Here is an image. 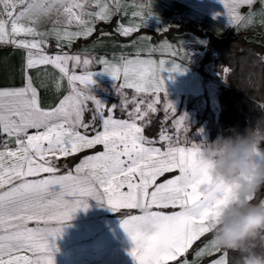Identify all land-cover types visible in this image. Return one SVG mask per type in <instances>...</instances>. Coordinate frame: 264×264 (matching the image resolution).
I'll use <instances>...</instances> for the list:
<instances>
[{
  "label": "snow or ice",
  "instance_id": "obj_1",
  "mask_svg": "<svg viewBox=\"0 0 264 264\" xmlns=\"http://www.w3.org/2000/svg\"><path fill=\"white\" fill-rule=\"evenodd\" d=\"M254 2L231 0L227 4L228 23L237 25L244 21L238 9L245 5L251 7ZM0 3L8 18L0 19V43L28 49L26 67L51 64L72 85L70 94L52 109L40 106L30 79L25 87L0 90V133L15 137L16 144L15 149L0 151V189L9 186L0 191V264H55L51 241L61 234L65 222L71 220L74 213L88 209L89 197L114 212L140 210V215H128L121 221V227L134 243L130 255L136 264H169L184 257L196 241L213 231L211 221L233 195L232 187L221 183L207 193L202 191L201 186L210 182V177L208 165L200 159V144L176 146L171 137L162 132L160 142H167L166 149L154 146L157 142L148 140L143 135L144 127L137 123L144 120L148 112L137 105L129 113L130 120L115 119L116 105L106 106L89 92V86L94 83L93 73L69 74V61L78 65L79 56L43 52L46 43L43 37L50 34L58 41L91 34L90 27L74 33L54 27L51 33H44L32 26L56 5L64 9L67 23L73 20L85 23L81 20L83 6L77 0H0ZM73 8L81 9L80 14ZM120 9L119 0H115V12ZM115 12L105 3L94 15L108 20ZM251 15L249 13V17ZM24 20L29 24L22 23ZM137 30L120 29L125 36ZM21 36L40 39H17ZM33 50L40 54H34ZM99 62L104 65L103 72L113 80L123 78L119 89L151 90L157 95V101L160 92L166 95L161 75L165 71L163 60L158 65L151 59L140 58H122V63L118 64ZM83 63L89 61L85 59ZM168 71L185 69L173 64ZM88 101L95 105L93 123L97 118L101 121L102 130H95L94 135L78 130L91 127L83 121ZM121 103L126 107L130 101L125 98ZM167 108L175 110L172 103ZM148 110L155 112L156 108L149 104ZM185 120L186 115L181 116L178 123L183 125ZM29 129L36 131L29 134ZM97 145H102L103 151L85 156L74 169L62 174L52 162L51 158L74 156ZM170 172H178V175L157 183L159 177ZM125 187L127 191H123ZM250 199L254 200V196ZM168 208L179 210L170 214L153 210ZM144 224L151 227L144 230ZM220 250L212 239L197 256ZM227 256L225 250L213 264H228ZM182 264H188L187 259Z\"/></svg>",
  "mask_w": 264,
  "mask_h": 264
},
{
  "label": "crops",
  "instance_id": "obj_2",
  "mask_svg": "<svg viewBox=\"0 0 264 264\" xmlns=\"http://www.w3.org/2000/svg\"><path fill=\"white\" fill-rule=\"evenodd\" d=\"M77 2L83 6L84 15L81 16V20L85 23L82 24L74 20L69 24L67 21L61 20L59 17L64 11L62 8L58 12L51 11L50 15H46V20H44V16H42L43 19L40 17L32 26L37 31L44 33H51L54 27L61 31L67 30L73 33L82 31L86 27L92 28L93 31L96 22L101 20L94 15L100 11L101 5L106 3L115 12V0H77ZM230 2L231 0H119L120 11L115 12L110 17L111 19L115 16L113 31H103L92 38L84 39L73 48H60V46L70 47L76 39L87 36H77L71 41L65 39L58 41L54 34H50L43 37L46 40L43 52L48 55L79 56L81 58L80 64L77 65L73 61H69V74L73 72L77 75L93 73L94 83L89 86V92L106 106L115 101L112 95L104 92L106 88L110 87L124 93L157 98V95L151 90L136 92L132 88L119 89V85L123 83V78L115 81L110 75L103 72L104 65L99 61L118 64L122 63V58L151 59L157 65L160 61H165L163 65L165 71L161 75L165 81L166 95L160 92L158 94L159 99L168 101L204 99L206 101L209 98L210 87L214 83L208 79V75L199 70L198 62L203 54L207 37L195 31L182 29L179 25L190 22L218 36L225 35L229 31L232 34L244 33L246 38L264 44V0H255L251 7L241 6L238 11L241 16L245 17V20L237 25L228 23L227 4ZM3 9V4L0 3V19L7 20ZM16 11L19 9L17 8ZM78 12L80 14L81 9H78ZM249 13L252 14L251 17H249ZM122 27H132L138 30L125 36L121 34L120 29ZM140 29H147L148 31H139ZM169 29L170 31L167 32ZM150 31L162 34L153 36ZM33 38L40 39L31 36L17 37V39L28 40ZM48 44L55 45V48H48ZM28 51V49L17 47L11 43H0V90L25 87L30 79L32 87L36 89L40 106L44 109H52L66 95L70 94L72 85L67 77L63 76L51 64L36 65L32 68L26 67ZM33 52L37 55L40 54L36 53L35 50ZM85 59L89 61L88 64L83 63ZM173 64H180L185 71L169 72L168 70ZM156 74L157 76L160 75L159 70ZM77 87L82 88L83 86L77 84ZM218 90L217 87H214L212 92L216 94ZM188 111L186 107H182L175 114H184ZM129 113L119 112L115 108L113 116L115 119L130 120ZM94 114L95 105L91 101L86 102L83 121L86 124H91V127L87 130L80 128L79 131L94 135L95 130H102L99 118L93 123ZM107 114L105 111V115ZM137 123L143 126L145 121L139 120ZM35 131L29 129V134ZM167 131L161 130L155 139H147L156 141L154 146L166 149L167 142L161 143L160 135L162 132L167 135ZM171 142L180 147L199 144L196 141L173 139ZM15 147V137H8L6 134L0 133V151H5L6 148L15 149ZM97 147L95 150L81 155L71 165L64 161L65 157L59 160L51 159L62 174L69 169H74L75 165L85 156L103 151L102 145H97ZM6 163H8L7 160ZM174 175H178V172L165 173L158 178L157 183H162ZM138 179L136 177L137 181ZM7 187L9 186L6 185L5 189H0V191L6 190ZM123 191H127V188L125 187ZM88 204V209L86 211L81 209L74 213L72 219L65 222L61 234L51 241L54 245L55 264H136L130 255L134 243L121 227V221L128 215H140V210L121 209L119 212H114L106 205L100 206L91 197L88 198ZM153 210L170 214L179 209ZM205 235L193 244L184 257H180L178 261H170L169 264H182L184 259H187L188 264H213V261L220 259L225 249L221 248L220 251H211V254L205 252L197 256V252L213 239V233H208L206 237Z\"/></svg>",
  "mask_w": 264,
  "mask_h": 264
},
{
  "label": "clouds",
  "instance_id": "obj_3",
  "mask_svg": "<svg viewBox=\"0 0 264 264\" xmlns=\"http://www.w3.org/2000/svg\"><path fill=\"white\" fill-rule=\"evenodd\" d=\"M256 107L264 112V102ZM200 144V159L208 165L209 192L218 184L232 187L233 195L211 221L213 239L225 250L238 254L236 264H264V200L250 198L264 187V116L243 132L235 128ZM149 224L142 225L148 230Z\"/></svg>",
  "mask_w": 264,
  "mask_h": 264
},
{
  "label": "trees",
  "instance_id": "obj_4",
  "mask_svg": "<svg viewBox=\"0 0 264 264\" xmlns=\"http://www.w3.org/2000/svg\"><path fill=\"white\" fill-rule=\"evenodd\" d=\"M114 20L115 16L108 21H97L90 35L76 39L70 47L62 45L60 48H73L84 39L92 38L103 31H113ZM179 27L207 37L202 58L198 64L201 72H204V65L210 61H214L217 69L225 70L224 82L219 86L221 109L215 113L209 105H206L200 114V118L205 120L208 139H215L218 134H228L226 130L229 128L243 132L246 126L254 124L258 118L264 116V112L256 107L258 102H264V44L246 38L244 33L232 34L229 31L225 35L218 36L190 22H184ZM139 31L148 30L140 29ZM150 32L153 36L162 34ZM47 47L55 48V45L48 44ZM168 122L169 120H163L161 112L155 113L143 124L144 136L155 139ZM96 148L98 147L65 157L64 161L71 165L81 155ZM260 200H264V187L254 194L253 202ZM227 252L228 264H236L238 254L229 250Z\"/></svg>",
  "mask_w": 264,
  "mask_h": 264
},
{
  "label": "rangeland",
  "instance_id": "obj_5",
  "mask_svg": "<svg viewBox=\"0 0 264 264\" xmlns=\"http://www.w3.org/2000/svg\"><path fill=\"white\" fill-rule=\"evenodd\" d=\"M4 8V6H3ZM19 9V8H18ZM62 7H59V5H56L52 12L56 11L58 12ZM4 10V9H3ZM73 11L77 14L78 9L73 8ZM51 11L47 13L46 15H50ZM57 14V13H56ZM46 15L44 16V20H46ZM41 16V19L43 17ZM61 20L67 21V15L62 11L61 16L59 17ZM42 21V20H41ZM74 21V20H73ZM24 23H29L28 20H24ZM72 23V22H71ZM202 58V56H201ZM198 64L200 63V60ZM204 74L208 75V79L213 81V87H210V93L208 100L204 99H196V100H188V101H182V100H164V99H158L157 98H148L147 96L143 95H136L134 93H128V92H122L123 94H119L121 91H116L113 88H106L105 94L112 95L114 100L113 104L110 103L107 106L116 105V109H118L119 112H133L134 108L138 105L140 106L142 111L148 112L147 117L144 119L145 123L148 121V119L154 115L157 112L162 113L163 120H169L168 124H165L163 126V130H168L167 135L171 137L173 140H183V141H196L198 143H201L202 141L208 139V132L207 128L205 127V120L200 118V114L203 110V108L206 105H209V107L215 112L218 113L221 109V100L219 97V90L216 94L212 92L214 90V87H217L219 89V86L224 82L225 78V70L224 69H217L214 61H210L206 63L203 67ZM127 98L130 103L127 104L126 107H122V100ZM135 100V103H131V101ZM169 103H172L174 105L175 110L173 111L170 108H167V105ZM153 104V106L156 108L155 112H151L148 110V105ZM182 107H186L189 111L182 114L178 113L176 115V112H179ZM192 109V110H191ZM187 117V120L183 122V125L179 124L178 121L181 116ZM148 118V119H147ZM174 121V123H172Z\"/></svg>",
  "mask_w": 264,
  "mask_h": 264
}]
</instances>
